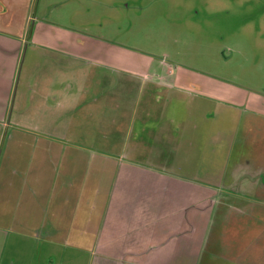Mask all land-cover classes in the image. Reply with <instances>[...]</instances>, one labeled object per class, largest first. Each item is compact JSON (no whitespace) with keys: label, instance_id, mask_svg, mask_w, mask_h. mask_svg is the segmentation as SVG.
<instances>
[{"label":"crops","instance_id":"1","mask_svg":"<svg viewBox=\"0 0 264 264\" xmlns=\"http://www.w3.org/2000/svg\"><path fill=\"white\" fill-rule=\"evenodd\" d=\"M0 21L16 25L14 18ZM28 40L26 31L0 30V142L17 139L4 158L0 151V183L11 180L5 196H12L13 230L42 237L46 256L44 263L0 264H264V148L254 146L262 155L250 159L249 147L239 149L236 135L244 123L236 105L223 108L230 125L224 158L194 168L184 151L189 112L181 97L190 81L177 67L162 62L160 73L139 76L138 108L126 123L129 89L123 86L129 85L107 67L79 73L78 54L58 47L60 58L39 60L55 68L34 71L35 126L20 120L11 126ZM51 71L57 79L47 78ZM165 93L173 95L166 99ZM146 97L166 107L143 106ZM31 102L20 105V115Z\"/></svg>","mask_w":264,"mask_h":264},{"label":"rangeland","instance_id":"2","mask_svg":"<svg viewBox=\"0 0 264 264\" xmlns=\"http://www.w3.org/2000/svg\"><path fill=\"white\" fill-rule=\"evenodd\" d=\"M0 8V20H16L10 28L0 21V30L8 34L26 31L29 37L16 75L11 126L17 124L13 120L35 126L38 89L34 71L55 68L47 67L48 60L39 65L40 58H60L59 48L72 49L79 56V73L107 67L129 85L123 86L129 89L121 120L126 123L128 113L138 108L139 76L160 73L162 62L177 67L178 75L190 81L189 89L175 91L181 95L182 90L181 97L186 98L184 151L196 161L194 168H207L209 161L224 158L230 145L225 106L236 105L243 114L240 121L245 127L236 135L239 149L240 145L249 147L245 155L250 159L260 154L253 152L254 146L264 148V0H0ZM49 75V80L56 78L54 71ZM169 95L173 93L163 97ZM30 98V107L20 115V105ZM148 104L156 112L166 107L153 97H146L142 105ZM121 136L125 140V130ZM193 137L194 147L190 145ZM11 145L0 142L3 158ZM10 181L0 183V261L44 263L42 237L30 239L13 230L12 196H5Z\"/></svg>","mask_w":264,"mask_h":264}]
</instances>
